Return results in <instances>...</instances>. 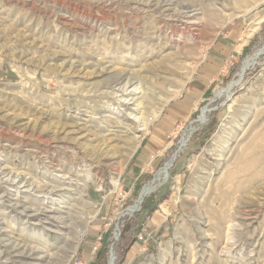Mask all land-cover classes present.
<instances>
[{
    "label": "rangeland",
    "instance_id": "obj_1",
    "mask_svg": "<svg viewBox=\"0 0 264 264\" xmlns=\"http://www.w3.org/2000/svg\"><path fill=\"white\" fill-rule=\"evenodd\" d=\"M164 3L0 0V264H264V0ZM129 74L138 112L120 106Z\"/></svg>",
    "mask_w": 264,
    "mask_h": 264
},
{
    "label": "bare ground",
    "instance_id": "obj_2",
    "mask_svg": "<svg viewBox=\"0 0 264 264\" xmlns=\"http://www.w3.org/2000/svg\"><path fill=\"white\" fill-rule=\"evenodd\" d=\"M173 1H175V0H165V2L166 3H164V5H169V3L170 2H173ZM258 5V4H257ZM184 6V5H183ZM167 7H169V6H167ZM166 7V9H164V11H167V10H170V8H167ZM168 14V13H167ZM166 14V15H167ZM175 14V13H174ZM197 15H198V11L197 10H195V9H189V6H184V9H182L181 10V12H179V14H177L176 15V17H178L179 19H181V21L186 25V26H195V25H197V24H200L199 22H198V18H197ZM170 16L172 17L173 16V13H170ZM173 18V17H172ZM198 26V25H197ZM187 28V27H186ZM264 52V45H263V47L261 48V50H259L258 52H257V54L255 55V56H257V55H259V54H261V53H263ZM249 65H251L249 62H246V63H244V65L241 67V70H240V73H239V75H238V80L237 81H234V82H231L226 88H224V89H219L218 91H216V96L217 95H220L222 92H228L233 86H235V85H237L238 83H239V80H240V77H241V75L243 74V71H245L246 69H247V67H249ZM194 69V68H193ZM115 73V72H114ZM111 74V73H110ZM134 75V74H133ZM132 74H129L128 76H126V78H125V82L123 83V84H121V85H119V89H118V91L119 92H121V96L123 97L122 99H121V102H120V106L122 107V105L123 106H125V107H129V106H133V108H132V111H137L138 112V110L142 107L141 106V103L140 102H136L135 100H134V95L136 94V93H138V92H140V91H138L137 92V87H136V85H135V75L133 76ZM121 76V74L120 73H118V74H116V75H114V79H113V83L115 82L116 84H114V86H116L117 84H120L119 82H118V80L120 79L119 77ZM106 80V79H105ZM103 82H97V83H93L94 85H96V86H98V85H101ZM139 84V83H138ZM110 85V84H109ZM112 86V85H111ZM115 88V87H114ZM113 88V89H114ZM139 89V88H138ZM115 94V93H114ZM120 96V95H119ZM206 109H203L202 110V114H201V117H200V119H199V121L200 122H202V120H204L203 118L205 117V113H206V111H207V107H205ZM130 118V117H129ZM135 118H137L136 116H133V119L132 120H134ZM142 118V117H141ZM138 120V119H137ZM140 120V119H139ZM196 121H198V120H196ZM142 122V121H141ZM142 128L140 129V131L141 130H146L145 129V127H146V123H142ZM102 142V141H101ZM136 146L137 145H135V147H134V149H136ZM106 156V155H105ZM170 165H171V160L168 162V163H166L165 165H164V167L161 169V173H165L166 174V172H167V168L168 167H170ZM164 174V175H165ZM12 181V180H11ZM16 180H14L13 182H12V185H17L18 187H20L21 189L20 190H22L23 192H30L31 190H32V188L30 189V188H25L26 187V184L25 183H22V184H19L18 185V182L19 181H16ZM31 186V185H30ZM34 188V187H33ZM152 191V189L149 187V188H147V187H145L144 188V190L141 192V194H140V196L138 197V200L136 201V203H137V205L143 200V198H144V196L146 195V194H148V193H150ZM55 192V191H54ZM33 194V193H32ZM137 205H135V206H133V207H131L130 209H129V212L131 213H133V211H135L136 210V208H137ZM65 207V206H64ZM25 209V208H24ZM34 211V210H33ZM54 213H55V211L54 210H52V209H48V208H42V209H39V210H35L34 212H33V214H32V216H43V217H45V218H47V219H51L53 222H57V223H62V218L61 217H59V215L58 216H54ZM56 213H57V211H56ZM59 213V212H58ZM51 215H53V216H51ZM64 220V219H63ZM63 224V223H62ZM77 242L78 241H76V244L73 246V251H75V249H76V247H77ZM16 246V245H15ZM38 249V248H37ZM30 251V250H29ZM26 252V251H25ZM31 252V251H30ZM35 252H37V250H35ZM19 254H24V252H20ZM39 254V253H38ZM30 255H33V254H27L26 256H30ZM30 257H32V256H30ZM35 258V257H34ZM41 257H36V259L37 260H41L40 259ZM35 264H38V263H35ZM108 264H113V256L112 255H110V257H109V260H108Z\"/></svg>",
    "mask_w": 264,
    "mask_h": 264
},
{
    "label": "crops",
    "instance_id": "obj_3",
    "mask_svg": "<svg viewBox=\"0 0 264 264\" xmlns=\"http://www.w3.org/2000/svg\"><path fill=\"white\" fill-rule=\"evenodd\" d=\"M234 37H237V34L236 32H234ZM225 49V46L223 44H219V45H214L213 46V50L210 51L209 55H208V61L206 63V65L204 66L203 68V72L201 75H198L197 77V82L195 83V85H191L193 86V88H191V94L194 96L195 94H197L199 91H203L201 88L203 87L204 83L206 80H210L212 79V77L209 78V76H215L218 74V71L222 68L220 63H219V54ZM220 52V53H219ZM224 69V67H223ZM223 69L220 70V72L223 71ZM201 93L197 94V95H200ZM174 110H175V107H174ZM166 118L168 119L170 116H171V112H169L168 114H166ZM171 120V119H170ZM167 120H161V122L159 124L161 125H167L166 123ZM165 127V126H164ZM163 128V127H162ZM162 128L158 127V126H155L153 128V133L154 135L149 138L148 142L146 143V145H156V144H159V141L162 140V137H161V130ZM158 137H156V135ZM159 147V146H157ZM142 161V160H141ZM135 166H137V164H135ZM132 170V169H131ZM134 171V170H132ZM134 173V172H133Z\"/></svg>",
    "mask_w": 264,
    "mask_h": 264
},
{
    "label": "built area",
    "instance_id": "obj_4",
    "mask_svg": "<svg viewBox=\"0 0 264 264\" xmlns=\"http://www.w3.org/2000/svg\"><path fill=\"white\" fill-rule=\"evenodd\" d=\"M143 190H144V188H143ZM103 237H104V234L102 232H100L97 235L95 241L93 242V245L91 246V251H90V257L91 258H93L97 254V252L99 251ZM115 238L117 239V234H116ZM138 238H139V240H142L143 239L142 234H139ZM111 254L113 255V264H114L116 258L113 254L112 249L110 250V252L107 255V263L106 264H108V260H109V257ZM88 262H89V260H85V259L81 258L80 256H73V264H88Z\"/></svg>",
    "mask_w": 264,
    "mask_h": 264
},
{
    "label": "trees",
    "instance_id": "obj_5",
    "mask_svg": "<svg viewBox=\"0 0 264 264\" xmlns=\"http://www.w3.org/2000/svg\"><path fill=\"white\" fill-rule=\"evenodd\" d=\"M128 246V245H127ZM103 264V263H102ZM117 264V263H116Z\"/></svg>",
    "mask_w": 264,
    "mask_h": 264
}]
</instances>
